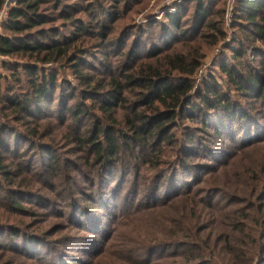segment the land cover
Here are the masks:
<instances>
[{
    "label": "rangeland",
    "instance_id": "rangeland-1",
    "mask_svg": "<svg viewBox=\"0 0 264 264\" xmlns=\"http://www.w3.org/2000/svg\"><path fill=\"white\" fill-rule=\"evenodd\" d=\"M44 1L41 14L49 22L42 30L57 32L61 40L73 37L77 27L90 31L77 45L86 64L76 73L68 62L38 66L0 57V85L9 96L24 92L20 80L26 79L21 69L26 65L58 79L33 116L17 120L0 108V125L9 128L0 130V264H171L168 255L184 241L174 233L189 226L213 241L216 264H264V97L239 94L220 68L233 65V54L242 48L241 71L250 65L264 75V40L237 22L240 0ZM17 2L4 0L0 11ZM168 17L178 18L179 30ZM260 23L264 27V20ZM208 24L212 27H203ZM156 50L164 54L146 58ZM168 54L189 56L187 67L200 64L189 77L191 97L205 80H216L240 106L239 114L231 120L220 112V134L202 132L201 123L181 118L169 133L172 139L165 134L160 145L141 151V160L149 157L152 163H136L126 151L119 159L135 158L132 169L104 170L88 147L94 125L113 129L122 141L142 95L125 89L120 109L102 114L96 103L105 96L93 97L80 77L96 86L123 82L162 65ZM159 70L166 73L169 67ZM179 77L187 78L173 74V80ZM76 105L85 113L74 120L69 109ZM187 149L195 153L189 160L183 157ZM161 183L166 185L160 189ZM171 240L177 245L166 250Z\"/></svg>",
    "mask_w": 264,
    "mask_h": 264
},
{
    "label": "trees",
    "instance_id": "trees-1",
    "mask_svg": "<svg viewBox=\"0 0 264 264\" xmlns=\"http://www.w3.org/2000/svg\"><path fill=\"white\" fill-rule=\"evenodd\" d=\"M44 3V0H18L2 27L3 31H8L11 35H3L1 34L3 31L0 32V57L32 60L30 62H34L38 66L68 62L72 63L71 67L74 72L78 73V69L86 63L78 57L77 53L80 52V49H77V45L84 38H88L90 31L84 27H77L78 31L75 32L73 37L68 39L65 37L64 40H61L56 37L57 32L53 35L42 30L41 27L49 22L47 17L41 14V6ZM3 4L4 0H1L0 7ZM203 8L200 7V9ZM235 14L239 18L237 22L240 26L249 25L250 28H247L264 40V27L260 23V20H264V0H240ZM168 19L172 27L174 26L179 30L180 21L178 18L168 17ZM240 20H242V23H240ZM203 27L211 28L212 26L208 24ZM102 29H104V26H102ZM198 30L201 34L203 28ZM217 30L223 37V31ZM181 33L186 37L188 32L181 30ZM103 34L101 32L98 36L102 37ZM237 51L238 53L235 52L232 57L234 59L233 65L224 64L220 67L222 73L235 86L239 94L247 96L256 94L255 98L264 97V75L258 74L257 70L250 65L248 71L242 72L240 67L242 63H239L238 57L244 56V50L239 48ZM163 54V51L156 50L146 58L155 59ZM162 58L164 62H161L163 64L160 66L169 67L166 73L159 70V65L155 66L153 64L154 67H148L146 71L138 74L133 73L129 76L125 75L127 77L123 82L111 79L108 85L99 84L97 86L91 78L80 77L83 87L91 90L88 92L93 97L105 96L103 101L97 100L96 103L102 114H113L116 108H118L117 111L120 109V103L123 102L121 94L125 89L138 90L137 93L142 95L141 99L132 106L134 119L128 118L126 121L130 133L123 134L122 141L120 137L115 136L113 129L94 125L95 134L90 137L89 145H87L90 148L91 156L94 155L95 160L101 162L104 170L108 168V172H113L116 169L121 170L119 168L132 169L135 166V158H131L129 162L119 159L122 152L126 153V151L135 155L136 163H152L153 159H149V157L141 160L144 157L141 151L147 152L154 145H160L159 143L162 140L163 142L166 140L165 134H168V138L172 139L173 136H169V133L172 129L177 128V120L181 118L188 119L195 124L201 123L203 125L202 132L213 130L214 133L220 134L223 132V128L217 122L220 112L227 115L229 119L239 114L240 106L231 99L230 92L221 91L216 86V80H205L203 88H198L195 95L190 96L194 91V85L189 77L193 76L200 67L198 62H194L191 67H187L189 66V56L185 57L181 54L170 56L168 54ZM21 69L23 70L22 75L26 76V79L20 80V83H25L24 92L9 96V94L2 91L0 85V108L10 110L13 113L12 116H17V120H19L18 116L23 119L26 116H33L34 108L49 100L51 93L48 87L57 86L58 84L55 75H48L45 70H41L37 66L26 65ZM176 72L185 75L187 78L179 77L173 80V74ZM2 79L3 77L0 74V82ZM92 83L94 87H91ZM106 88H108L107 91ZM73 99L74 97L71 100ZM138 108H146L147 110L141 112ZM69 113L72 114V119L76 120L85 113V110L76 105L69 109ZM7 129H9L7 126L0 125L1 131L4 132ZM96 132L99 134L96 135ZM188 136L189 139L194 140L191 135ZM88 138L84 139L86 143ZM132 141L135 143L134 147ZM78 142L84 144L82 140ZM199 148L200 146L195 151ZM193 152L186 151L183 156L185 160L191 159L195 154ZM2 162L0 156V164ZM115 163L117 168L114 169L112 165ZM185 164L183 162V166L179 162L177 166L186 167ZM165 185L166 183H161L159 188L161 189ZM173 195H177V193ZM182 230L174 233L177 234L176 237H179L180 234L184 241L181 240L179 250L168 255L171 264H216L214 262L217 258L216 248L213 241L208 236H201L199 231L191 226L180 233ZM176 245L177 241L175 243L171 240L168 245H165L166 250L175 248ZM151 249L148 250L151 251Z\"/></svg>",
    "mask_w": 264,
    "mask_h": 264
},
{
    "label": "built area",
    "instance_id": "built-area-1",
    "mask_svg": "<svg viewBox=\"0 0 264 264\" xmlns=\"http://www.w3.org/2000/svg\"><path fill=\"white\" fill-rule=\"evenodd\" d=\"M11 9L12 7L10 6L8 9L4 8L0 11V22H2L3 20L4 22H6L8 20Z\"/></svg>",
    "mask_w": 264,
    "mask_h": 264
}]
</instances>
